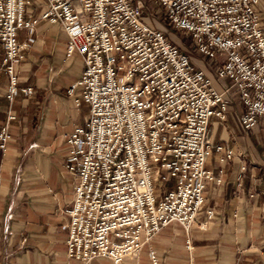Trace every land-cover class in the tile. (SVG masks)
<instances>
[{"label":"built area","instance_id":"1","mask_svg":"<svg viewBox=\"0 0 264 264\" xmlns=\"http://www.w3.org/2000/svg\"><path fill=\"white\" fill-rule=\"evenodd\" d=\"M152 1L162 7L169 25L190 34L209 62L206 69L153 25L156 17L147 16L145 0H44L38 5L0 0V79L8 78V112L0 127L3 157L11 126L19 120L17 98L36 94L24 83L20 65L38 24L59 25L68 39L66 56L77 54L84 63L68 94L78 110L89 106L87 117L64 135L66 170L77 180L65 211L66 247L68 259L80 264L139 259L171 224L184 229L191 255L193 231L206 230L216 216L205 207L207 184L221 185L224 175L221 170L217 177L207 164L213 154L222 165L239 157L211 141L213 120L226 122L237 97L245 131L264 121L261 0ZM20 31L29 39L21 40ZM240 169L241 187L248 169L245 164ZM171 179L174 187L162 188L158 198L155 182ZM148 258L161 264L152 248Z\"/></svg>","mask_w":264,"mask_h":264},{"label":"rangeland","instance_id":"2","mask_svg":"<svg viewBox=\"0 0 264 264\" xmlns=\"http://www.w3.org/2000/svg\"><path fill=\"white\" fill-rule=\"evenodd\" d=\"M35 2L45 4L44 0ZM153 25L170 33V27L157 17ZM19 37L28 40L30 36L20 31ZM31 39L30 52L20 65V75L24 83L36 89V94L31 98H17L14 110L21 124H15L16 135L12 133L7 155L2 161L0 158V264L58 263L57 248L45 244L47 239L53 240V234L40 233L38 224L33 226L34 232L25 231L26 224L41 223L44 210L41 203L54 199L55 183L62 184L63 188L71 184L74 177L66 170L68 147L62 135L70 127L83 125L89 109L83 105L78 110L68 90L63 89L72 88L82 71L80 56L74 54L68 58L61 51L60 43L67 41L66 32L59 25L44 22L35 28ZM194 63L205 68V62L199 57ZM6 80L7 76L3 75L0 82ZM223 83L231 84L228 80ZM75 95L80 97L81 90ZM39 177L43 178L41 185ZM170 181L155 182L158 198L162 188L169 191L174 187V181ZM33 246H37V252ZM149 248L150 244L143 249L140 264H150ZM129 261L138 264L137 260ZM95 264L112 263L100 258Z\"/></svg>","mask_w":264,"mask_h":264},{"label":"crops","instance_id":"3","mask_svg":"<svg viewBox=\"0 0 264 264\" xmlns=\"http://www.w3.org/2000/svg\"><path fill=\"white\" fill-rule=\"evenodd\" d=\"M257 9L261 14L264 26V0H261ZM42 23L44 21L40 22L38 26ZM60 45L64 54L67 41L61 42ZM1 58L0 50V64ZM79 67L83 70V60ZM80 73L82 75V71ZM80 78L74 81L72 86ZM7 85L8 78L5 82H0V127L6 121L8 112ZM63 89L68 90L70 88ZM242 113L241 100L236 97L230 105L226 122L214 119L211 125V141H214L215 144H221L225 148H231L239 155L227 165H222L218 160L220 156L213 154L207 164V169L214 172L217 177L221 175L220 171L224 170L221 185L214 182L208 183L205 193L207 199L205 207L215 211L214 220L210 222L206 230L195 229L193 231L194 251L191 255L186 248L184 229L177 224H171V226L163 229L150 243V248L159 254L161 262L164 264H264V121L260 122L254 130L245 131L240 126ZM19 121L20 119L11 126L13 135H16L15 124H21ZM77 126L81 125L68 128L67 133L72 132ZM67 133L62 135L63 140ZM4 157L0 154L1 161ZM242 164L247 166L248 172L240 187L237 178ZM42 179L39 177L40 185ZM76 183L75 177L73 180L71 179V184L65 185V188L62 184L55 183L53 187L57 193L54 199L44 200L41 203L44 207L41 212V223L26 224L25 231L34 232L33 226L38 224L40 233L53 234V240L47 239L45 244L57 248V264H80L68 259L66 247L69 236L67 229L69 218L65 211L73 201ZM29 226L32 228L28 229ZM21 235L24 236L22 233ZM24 240L27 239L24 238ZM33 247L37 252V246ZM129 260H137L140 264V257L139 259L129 258L125 262L135 264ZM95 263L96 260L92 262V264Z\"/></svg>","mask_w":264,"mask_h":264},{"label":"trees","instance_id":"4","mask_svg":"<svg viewBox=\"0 0 264 264\" xmlns=\"http://www.w3.org/2000/svg\"><path fill=\"white\" fill-rule=\"evenodd\" d=\"M145 1L147 16L149 18L157 17L163 22V24H166L170 27V33L168 32L167 34L168 39L172 41L179 49H181V51L189 55L193 61H195L196 57H199L207 65L209 63L208 60H205V58L198 53L197 49L194 47L193 40H191L190 34L184 30H178L174 26L169 25L166 21V14L163 12L161 6L155 4L152 0Z\"/></svg>","mask_w":264,"mask_h":264}]
</instances>
